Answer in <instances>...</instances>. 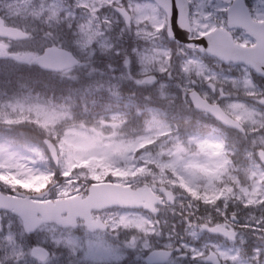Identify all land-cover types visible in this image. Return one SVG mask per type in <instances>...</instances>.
<instances>
[{
    "label": "rangeland",
    "instance_id": "rangeland-1",
    "mask_svg": "<svg viewBox=\"0 0 264 264\" xmlns=\"http://www.w3.org/2000/svg\"><path fill=\"white\" fill-rule=\"evenodd\" d=\"M204 2L209 0H203ZM220 8H224L229 0H210ZM127 2L128 9L132 12L133 23L126 25L123 19L116 13L114 7L123 5ZM256 11L261 8V0H251ZM216 11V6L211 9ZM147 12L142 15L141 10ZM200 15L195 16L194 35L199 36L209 28H212L214 21L209 17L206 7H197ZM212 11V12H213ZM55 12V15H53ZM0 15L5 16L11 23H15L31 32H39L45 29L43 39L35 38L34 40L15 44L11 51H18L20 55L32 56L35 49L40 44H50V42L62 44L77 53L78 57L90 56L94 51L95 55L108 54L111 51L118 52L119 46L124 41L132 40L134 43V51L137 54L138 64L140 66V80H151L149 87L157 97L169 98L174 97L177 93H181V97L188 101L187 93L196 89L200 94L208 98L212 102H218L224 105H230L225 111L240 120L244 125H248L247 136H250L251 144L260 148L264 145V135L260 131L264 129V123H261L260 117L262 113L256 110L259 96L264 94V83L260 82L259 77L254 76L253 72L249 73L247 68L242 66L223 65L215 59L190 51L189 53L183 48L181 60L174 62V73L171 76L176 79L171 82L155 81L153 75H159L170 68L168 63L169 51L160 49L158 43L155 42L154 35L157 28L161 30V19L156 16V10L148 1L135 0H0ZM217 17L220 13L216 12ZM257 15V14H256ZM258 16V15H257ZM151 18V21H150ZM148 22L146 23V21ZM102 23H107L103 25ZM151 24L157 27L150 30ZM119 27V35L114 36L113 33ZM239 38L243 42L248 39L240 34ZM0 45H5L0 42ZM126 46V44H125ZM116 47V49H115ZM7 49L0 47V56ZM94 55V56H95ZM5 58L6 57H0ZM24 62H29L25 60ZM178 62V63H177ZM127 72H131L132 64L128 61ZM88 66V62L84 63ZM80 68V67H79ZM118 71H122L120 68ZM152 77V78H150ZM256 82H255V80ZM154 81V82H153ZM7 98V99H5ZM257 99L256 105L245 102L240 99ZM10 105H21L17 107L20 112L30 109L31 106H41L50 110L47 116H44V123L59 124L64 121H70L72 115L62 111L49 108L45 103L27 101L19 97L3 96L0 94V118L11 119L9 113L12 111ZM35 112V111H34ZM112 121H120L124 117L121 114L111 113L103 116ZM104 118V119H105ZM101 122V121H100ZM102 126L104 124H101ZM169 121L162 117L161 114L153 113L147 122L142 134L133 138L115 136L117 134L102 133L101 137L88 133L84 130L70 128L65 131L64 139L59 146L61 159L57 163L62 170L61 179L66 181H84V173L98 179L101 176H108L106 171L111 170L118 175H125L126 169L134 173L137 168H142L148 164L157 165V170L161 171V180L171 185V188L180 195L174 206L164 208L159 217V232L154 231L151 222L147 217L136 215L128 216L120 214L116 223L120 222L124 227L136 228L141 235L138 248L150 249L152 246L150 239L152 237L154 245H164L165 247H176L177 254L174 261L167 264H180L179 259L182 258L181 264H208L206 256L210 251H214L222 259L224 264H264V246H251L247 250L246 257H242L239 252L223 244L207 241L199 243L198 246H191L190 243L180 242L177 245V237L174 225L170 219H173L180 209L186 207V198L183 193V184L189 187L190 191H194L196 187L203 186L210 188L215 179L222 176V166L225 163V157L221 150V141L215 137H205L206 143L201 144L200 154L195 159L186 158L184 155L186 149L177 139L175 147L169 148L168 141L163 145H159L157 150H143L147 144L157 143L161 137L169 135ZM191 136L192 139L199 142L200 135L185 134ZM116 137H119L117 139ZM0 147L7 149L9 152L16 154L13 166L10 169H16L19 176L25 179H17L15 177H3L12 186L9 193H17L22 188L24 190H36L41 188L43 183V173L38 167H33L36 160L28 162L20 156L19 151L12 144L5 140L0 142ZM142 149V150H141ZM18 165V167H17ZM86 165V167L71 171L75 166ZM9 168L0 165V169ZM169 173V175L167 174ZM116 176L114 174L113 178ZM118 177V176H117ZM253 184L251 187H241L235 195L230 196L224 201V208H227L229 201L233 200L234 206L242 207L243 210L236 209L232 211V215L238 216L246 226H250V234L258 235L259 239H264V167L255 168L253 171ZM106 178V177H105ZM158 179V176L155 178ZM73 188H78L76 184H72ZM19 185L20 187H17ZM27 185V186H25ZM209 205L204 207V218L211 219L213 202H207ZM113 221V220H112ZM0 262L20 264L22 256L21 239V222L20 219L8 212H0ZM231 225V224H230ZM124 231V230H123ZM45 236L37 237V241H51L55 246L58 245L60 238L53 234L52 230L47 228L43 230ZM163 235V236H161ZM198 235V234H197ZM11 237L9 239L8 237ZM197 240L192 238V241ZM258 240L255 242L257 243ZM241 242H244V238ZM136 242V240H135ZM150 246V247H149ZM126 248L133 250L127 237ZM106 253V252H105Z\"/></svg>",
    "mask_w": 264,
    "mask_h": 264
},
{
    "label": "trees",
    "instance_id": "trees-1",
    "mask_svg": "<svg viewBox=\"0 0 264 264\" xmlns=\"http://www.w3.org/2000/svg\"><path fill=\"white\" fill-rule=\"evenodd\" d=\"M111 58L113 57H108V59ZM119 61L121 60L119 59ZM1 63L2 61L0 60V81L2 83H10L16 88L27 87L33 89L42 99L54 104L56 103L53 99L57 97L60 104H63L68 110L75 111L77 115L81 114L82 119L94 114H101L112 108H117L116 102L120 101L125 104V109L129 112V120L125 125H131L133 129H139L141 126L138 125V122L142 121L144 123L149 118L152 110H159L162 104H176V102H162L154 98L145 99L141 90L142 86L136 92L132 93L128 91L135 86L134 80L116 78L115 70L110 71L107 68L109 61L106 64L105 70L97 69V74L101 76V84L98 88H93L88 84L86 79L82 78L78 79L75 84L53 78L51 74L39 70L34 65L18 64L16 61H12V64L9 63L2 66ZM109 72H111V75H109ZM113 83L122 88L117 92L113 91L118 97L117 101L112 98V95H109L108 89H113ZM11 85L8 86L12 87ZM104 90L106 95L103 93ZM170 111L174 113L175 120L180 121L181 126H187L185 121L189 115H192L191 120L193 122L204 124V119L199 117L198 113L185 111V109L180 108L177 104L174 108H170ZM83 122L86 121H82L80 124ZM124 132H126V128ZM5 135H11V130L0 129V139L6 138ZM233 143L232 140L229 141V144L236 150L237 146L233 145ZM240 157V154H236V158Z\"/></svg>",
    "mask_w": 264,
    "mask_h": 264
},
{
    "label": "clouds",
    "instance_id": "clouds-1",
    "mask_svg": "<svg viewBox=\"0 0 264 264\" xmlns=\"http://www.w3.org/2000/svg\"><path fill=\"white\" fill-rule=\"evenodd\" d=\"M45 29H41L39 32L33 33L35 38L43 39V33ZM7 99V98H5ZM182 109H187L188 111H197L196 107L191 103L190 100L186 102H181L179 105ZM221 107H230V105L221 104ZM262 113L260 120L264 123V108H260ZM13 123L8 124L5 122L7 118H0V129L11 130V135H5L11 137L16 142V147L19 151L20 156H22L26 162L29 160H39L41 158H46L49 167V175L57 182L63 176L62 170L57 165V160L61 159L59 146L64 139L65 128L69 125V121H64L55 127L45 128L42 126L44 117L37 112L26 109L24 112H20L16 109L15 112L11 111L9 113ZM106 119V118H105ZM222 122V121H221ZM88 123H95L96 127H100L99 120ZM226 125L224 122H222ZM169 135L166 137H161L157 143L150 145L151 150H157L159 145L165 144L168 141V147L171 149L175 147L177 139L183 144L186 149L184 154L186 158L195 159L197 155L200 154L201 144L206 143V138L201 136L199 142L192 139L191 136L185 135L181 127L179 120L169 121ZM227 126V125H226ZM127 127L125 125L121 129H113L111 127H103L102 131L104 133L112 134L113 132L123 133L124 129ZM229 127V126H228ZM238 136L244 138V132L248 130V125H244V132L240 128H233ZM260 134L264 135V129L260 131ZM119 139V137H116ZM223 147L227 151H231V145L222 141ZM55 150V152L53 151ZM146 151L149 149H145ZM259 151H264V145L260 146ZM229 159H233L231 156ZM233 163L235 161L233 160ZM264 164V162H262ZM36 167L37 165H32ZM3 177H15L17 179H25L23 176L17 174L16 169L3 168L0 169V190L11 191L12 186ZM17 187H20L17 185Z\"/></svg>",
    "mask_w": 264,
    "mask_h": 264
},
{
    "label": "water",
    "instance_id": "water-1",
    "mask_svg": "<svg viewBox=\"0 0 264 264\" xmlns=\"http://www.w3.org/2000/svg\"><path fill=\"white\" fill-rule=\"evenodd\" d=\"M162 3L177 7L179 10V29H180V36L176 39L187 43L189 37V30H188V22H187V12L182 4V0H158ZM22 33V31L5 27L3 20L0 18V36L8 37L12 39L24 38L26 34L23 36H16L14 34ZM222 42L218 37L208 36L203 39V43L201 44V48L203 50H207L211 54L222 55L227 60H231L234 62H243L249 66H252L257 72L264 75V45L259 44L255 48L247 50V49H239L237 46L230 45H219ZM201 49V50H202ZM62 54H67L65 51L54 47V51L50 52L47 56L43 57L44 65L47 66L49 69H58L61 68L62 64L65 61H62L61 56ZM75 62L73 59L68 61V65H72ZM41 64V63H40ZM42 65V64H41ZM192 99L195 101L196 106L201 109H207L210 112H219V118L223 117L222 114L217 106L209 105L207 101L203 100L197 93L192 94ZM199 102V104H198ZM218 114V113H217ZM221 116V117H220ZM54 151V150H53ZM142 199L146 200V202H151V195L150 190L148 187L130 190L126 192H121L120 190L116 189L115 187L109 185H102L95 188L94 191L91 192L90 201L92 202L90 208H97L98 210L106 208L111 205H121V206H131L129 204H138L142 203ZM38 211L36 210V213ZM26 217H28L26 215ZM25 218V216H24Z\"/></svg>",
    "mask_w": 264,
    "mask_h": 264
},
{
    "label": "snow or ice",
    "instance_id": "snow-or-ice-1",
    "mask_svg": "<svg viewBox=\"0 0 264 264\" xmlns=\"http://www.w3.org/2000/svg\"><path fill=\"white\" fill-rule=\"evenodd\" d=\"M240 7L244 10L245 14H250V11L256 10L255 6H253L252 10H249L248 5L243 4V3H241ZM141 14L146 16L147 12L142 9ZM53 15H55V12H53ZM257 15L264 16V0H261V8H260V10L257 11ZM170 25H171V29H172L171 38L176 39L178 36H180L181 33H180V29H179V10L175 6V4H173L172 10H171ZM14 35L23 36L24 34L16 33ZM25 38L26 39H33V40L35 39V37H33V36H26ZM198 43H203V37L201 38V40ZM0 47L7 49V51L0 57L11 58L12 60L16 61L18 64H21L25 60H28L29 62L31 60H38L45 67H46V65H44L43 57L47 56L50 52L54 51V45L40 44L35 49V51L37 53L36 56H23V55H20L18 53V51H11L10 50L11 49L10 44L0 45ZM138 83H139V81H138ZM198 104H199V102H198ZM10 107H11L13 112L16 111L17 107L22 108L21 105H10ZM29 110L35 111L38 114L44 115V116H47L50 113V110L43 108L41 106H31ZM5 122L8 124L13 123V121L10 119H6ZM15 156H16L15 153L9 152L7 149L0 147V165H5L9 168L12 167ZM17 167H18V165H17ZM25 186H27V185H25ZM28 209H29V205L27 203H24V204H21L20 206L16 207L14 209V211L19 213V215L21 217H24V216H26ZM100 227H103V225H100ZM0 231H2V224H0ZM8 238L11 239L10 236Z\"/></svg>",
    "mask_w": 264,
    "mask_h": 264
},
{
    "label": "flooded vegetation",
    "instance_id": "flooded-vegetation-1",
    "mask_svg": "<svg viewBox=\"0 0 264 264\" xmlns=\"http://www.w3.org/2000/svg\"><path fill=\"white\" fill-rule=\"evenodd\" d=\"M81 231L79 232V234ZM89 238L75 237L70 242H64L62 247L58 246V264H84L86 251L88 246L92 243ZM63 256V259H62Z\"/></svg>",
    "mask_w": 264,
    "mask_h": 264
}]
</instances>
